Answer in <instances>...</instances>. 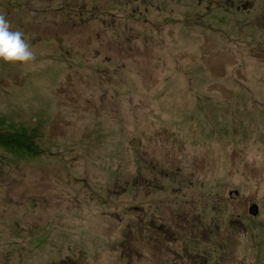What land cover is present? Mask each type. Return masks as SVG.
<instances>
[{
	"label": "rangeland",
	"instance_id": "1",
	"mask_svg": "<svg viewBox=\"0 0 264 264\" xmlns=\"http://www.w3.org/2000/svg\"><path fill=\"white\" fill-rule=\"evenodd\" d=\"M0 264H264V0H0ZM256 209V215L251 214Z\"/></svg>",
	"mask_w": 264,
	"mask_h": 264
},
{
	"label": "trees",
	"instance_id": "2",
	"mask_svg": "<svg viewBox=\"0 0 264 264\" xmlns=\"http://www.w3.org/2000/svg\"><path fill=\"white\" fill-rule=\"evenodd\" d=\"M39 129L28 130L21 124L0 118V150L18 160H32L45 153L39 148Z\"/></svg>",
	"mask_w": 264,
	"mask_h": 264
},
{
	"label": "clouds",
	"instance_id": "3",
	"mask_svg": "<svg viewBox=\"0 0 264 264\" xmlns=\"http://www.w3.org/2000/svg\"><path fill=\"white\" fill-rule=\"evenodd\" d=\"M35 53L21 31L11 30L10 23L0 16V61L27 64Z\"/></svg>",
	"mask_w": 264,
	"mask_h": 264
},
{
	"label": "water",
	"instance_id": "4",
	"mask_svg": "<svg viewBox=\"0 0 264 264\" xmlns=\"http://www.w3.org/2000/svg\"><path fill=\"white\" fill-rule=\"evenodd\" d=\"M251 214L256 215V209L251 212Z\"/></svg>",
	"mask_w": 264,
	"mask_h": 264
}]
</instances>
